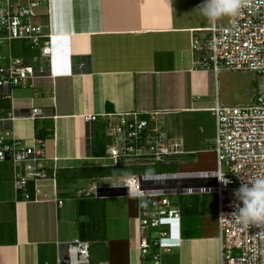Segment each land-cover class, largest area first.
Masks as SVG:
<instances>
[{"label":"crops","instance_id":"0c3cea01","mask_svg":"<svg viewBox=\"0 0 264 264\" xmlns=\"http://www.w3.org/2000/svg\"><path fill=\"white\" fill-rule=\"evenodd\" d=\"M202 3L49 0L38 9V22L48 25L54 36L53 75L14 88L13 100L0 98V115L12 106L19 114L34 108L43 110L44 118L16 120L13 134L28 147H36L37 128L50 130L52 135L44 140V166L57 167L60 187L63 178L70 177L66 175L69 171L103 169V161L98 159L103 156L95 157L92 152L95 138L105 142L106 149L109 144L104 113L140 111L173 117L210 112L214 107L216 100L211 106L199 101L200 95H213L218 76L211 70L195 68L194 38L207 36L212 25L197 9ZM29 55L34 54L24 57ZM83 61L87 65L80 70ZM88 114L99 117L89 125L83 119ZM168 121L179 131L178 120ZM180 138L185 149L187 144ZM195 150L190 147L187 152L194 154ZM72 179L73 187L59 189L52 180H44L29 182L25 191L15 193L13 165L0 163V215L6 217L9 210L13 212L9 238H0V264H39L40 258L49 264L52 255L57 260L60 254L58 244L74 238L90 243L92 264H140L138 201L129 197L137 202L135 210L124 217L112 216L121 221L122 227L126 219L127 235L118 233L120 237L111 238L104 254L94 256L91 233L84 227L88 217L95 219L90 216L94 201L74 196L96 181L88 174ZM83 182L87 186L80 187ZM7 183L13 189L10 195L4 193ZM26 194L30 200L25 199ZM57 197L64 200L62 206L55 202ZM182 202L181 219L169 224L170 238L166 241L179 251L172 264H220L218 231L211 234L209 227L212 200L195 195L186 196ZM168 259L164 262L171 264Z\"/></svg>","mask_w":264,"mask_h":264},{"label":"built area","instance_id":"2783aa9c","mask_svg":"<svg viewBox=\"0 0 264 264\" xmlns=\"http://www.w3.org/2000/svg\"><path fill=\"white\" fill-rule=\"evenodd\" d=\"M47 1L0 0L2 99L13 100V89L26 86L29 80L53 75L54 36L48 25L37 20L38 9ZM14 41L27 42L29 51L36 53L28 57L13 55ZM193 50L198 70H211L216 77L222 71L253 72L260 79L255 105L225 107L216 99L214 107L209 109L216 119L214 150L218 169L130 175L115 181L104 178L105 183L96 182L88 189L78 190L76 197L127 190L128 197L138 201L140 264H166L164 256L174 250L166 243L170 238L169 224L181 219V210L170 196L216 194L220 264H264V236L258 235L261 229L244 230L230 220L236 202L234 190L241 185V174L247 177L249 173L264 170V7L231 17L230 26L212 24L207 36L194 38ZM86 65V61L80 63V70ZM98 117L88 114L83 119L91 125ZM102 117L107 120L110 138L106 154L98 158L104 162L102 168L172 163L193 155L184 150L182 139L168 135L165 122L157 112H107ZM20 118L36 120L44 118V112L34 108L19 114L12 106L9 112L0 115V163H12L15 193L25 191L29 182L52 180L57 187V167L44 166V141L36 138V147H28L15 138L13 123ZM220 173L231 181L226 187L218 179ZM25 199L30 200V195L26 194ZM55 202L62 206L64 200L57 197ZM222 215L226 218L221 219ZM58 247L57 264H92L89 242L74 238Z\"/></svg>","mask_w":264,"mask_h":264},{"label":"rangeland","instance_id":"374dc122","mask_svg":"<svg viewBox=\"0 0 264 264\" xmlns=\"http://www.w3.org/2000/svg\"><path fill=\"white\" fill-rule=\"evenodd\" d=\"M231 17H225L217 21L219 27L230 26ZM28 43L25 41L21 42H12L11 48L13 55L15 56H24L27 54H32V51H29ZM34 52L33 54H35ZM260 85L259 76L253 72H236V71H222L220 72L217 84L215 85V90L213 95L203 96L200 95V104L204 105H214L216 99L219 100V104L225 107H240L247 105L256 104V92ZM249 94V95H248ZM165 122V130L169 133V136L172 137H182L186 142L185 151H189L190 147H194L197 150L193 156L183 157L179 160H174L172 163H147V164H129L126 166L118 168H103V169H92L90 171H75L72 173H67V177L70 174H75L70 177H76V175H81L85 173L94 177V180L98 183H105L104 178H111L113 181L117 180L118 177H125L130 175H142V174H154V173H171V172H180V171H191V172H214L218 169L217 156L215 153V138H216V119L210 112L203 113H185L178 114L171 117H160ZM168 119L178 120L179 131L176 127H171ZM173 125V121L171 122ZM177 130V131H176ZM181 135V136H180ZM181 139V138H180ZM11 162H7V165H11ZM96 162L93 163V165ZM100 164H104L101 162ZM225 171V169L223 168ZM68 177V180L63 178L62 186L68 187L74 186L73 179ZM94 181V182H95ZM86 182H83L85 187ZM11 184L7 183L4 193L8 195L12 192ZM208 196L212 200V207L208 210V214L211 215V224L210 232L215 233L218 231V218L217 213L215 212L217 207V195L208 194L203 195ZM9 197V196H8ZM76 198V196H74ZM186 196H170L171 201L176 204V206L182 207L184 204L182 199ZM0 199H2L0 197ZM79 200H89L88 202L94 201L92 204L93 212L90 216L95 217L92 219L88 217L85 221L84 227L87 232H90V238L93 255L98 256L104 254L106 247L110 244L111 238H118V233H122L123 236L127 235L128 225L126 224L122 227V223L119 220L112 219L113 215H120L122 217L129 215L130 212L135 210L137 207V202L134 199L129 197H107V198H98L93 195L90 198H78ZM106 199V201H102ZM2 205H5L2 202ZM2 209L0 207V213ZM217 211V210H216ZM216 213V214H215ZM0 238H9L10 232H12V222H13V212L8 211L7 216L0 215ZM81 220V219H80ZM79 220V221H80ZM177 222V221H174ZM3 224V225H2ZM81 226V224H80ZM99 229V232L96 230ZM98 233L95 234V231ZM109 232V234H108ZM124 233V234H123ZM121 235V236H122ZM2 240V239H0ZM179 253L178 250H173L169 256H164V259H168L169 263L172 264L176 259V255ZM172 255V256H171ZM50 264H57L56 258L51 256ZM141 263V261H140Z\"/></svg>","mask_w":264,"mask_h":264},{"label":"clouds","instance_id":"9594fccd","mask_svg":"<svg viewBox=\"0 0 264 264\" xmlns=\"http://www.w3.org/2000/svg\"><path fill=\"white\" fill-rule=\"evenodd\" d=\"M261 7L264 0H203L197 9L214 25L225 17H240L245 11H259ZM217 176L225 187L231 183L224 173ZM240 178L241 185L234 190L236 202L230 220L244 230L258 227L261 229L258 235L264 236V170L249 173L247 177L241 174ZM225 218L222 215L221 219Z\"/></svg>","mask_w":264,"mask_h":264},{"label":"trees","instance_id":"16d2710c","mask_svg":"<svg viewBox=\"0 0 264 264\" xmlns=\"http://www.w3.org/2000/svg\"><path fill=\"white\" fill-rule=\"evenodd\" d=\"M87 71V70H86ZM50 127V125H49ZM48 127V128H49ZM52 135V133L50 132V130H47L46 127H42V128H37V138L38 139H41V140H46L48 137H50ZM94 143H95V148L93 150V156L95 157H101V156H104L105 155V151H106V144L105 142L101 141V139H94ZM189 156H193V155H189ZM92 169H87V170H84V171H90ZM70 173H72L71 171H69ZM61 174H66L65 172L61 173ZM81 174H85V173H81ZM74 174H70V176H73ZM70 178H74V177H70ZM57 185H58V188L60 187L59 184H58V181H59V178H58V172H57ZM63 187L61 186L59 189H62ZM110 193L112 192H104V194H108L110 195ZM39 264H47L45 263V260L43 258H40L39 260ZM50 264V263H49Z\"/></svg>","mask_w":264,"mask_h":264},{"label":"water","instance_id":"95a60500","mask_svg":"<svg viewBox=\"0 0 264 264\" xmlns=\"http://www.w3.org/2000/svg\"><path fill=\"white\" fill-rule=\"evenodd\" d=\"M125 196L128 197L127 190L118 189L110 193V195L103 193V194H100L99 197H125Z\"/></svg>","mask_w":264,"mask_h":264}]
</instances>
